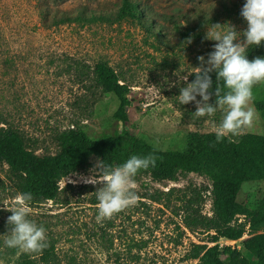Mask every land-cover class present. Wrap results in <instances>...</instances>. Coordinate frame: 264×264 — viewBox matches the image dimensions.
<instances>
[{
	"label": "rangeland",
	"instance_id": "374dc122",
	"mask_svg": "<svg viewBox=\"0 0 264 264\" xmlns=\"http://www.w3.org/2000/svg\"><path fill=\"white\" fill-rule=\"evenodd\" d=\"M123 1L0 0V126L20 130L37 154L57 153V135L76 127L93 138L120 136L117 148L124 161L139 146L134 136L162 150L209 149L202 136L214 131L223 113L197 118L195 102L183 105L178 96L200 67L198 57L207 60L214 50L217 42L206 38L208 30H221L214 24L224 31L230 26L238 33L247 29L241 16L246 0H133L145 20L156 24L157 34L128 14L118 18ZM92 13L105 18L87 20ZM99 61L113 66L132 88L129 133L115 117L120 99L97 82L94 68ZM254 98H264V83L256 85ZM215 102L212 95L209 103ZM252 106L256 109L254 100ZM247 132H264L260 113ZM98 160L92 157L85 169L63 177L56 200L30 203L29 219L46 229L62 264H69V257L77 264H198L190 257L194 243L214 245L212 232L186 227L184 190L201 189L203 212L212 215L211 180L197 173H182L177 181L164 182L148 174L136 176L138 202L97 222L98 203L93 199L103 185L84 183L81 177L92 175ZM169 189L173 191L166 194ZM17 193L8 165L0 164V264L17 263L25 254L39 258V253H23L4 243L12 214L4 206L11 207ZM150 194L161 200H152ZM238 200L244 208L260 212L257 233H263L264 179L245 182ZM238 219L246 220L243 215ZM247 237L248 232L238 240L223 237L218 243L246 254Z\"/></svg>",
	"mask_w": 264,
	"mask_h": 264
},
{
	"label": "trees",
	"instance_id": "16d2710c",
	"mask_svg": "<svg viewBox=\"0 0 264 264\" xmlns=\"http://www.w3.org/2000/svg\"><path fill=\"white\" fill-rule=\"evenodd\" d=\"M145 11L148 13L147 9ZM125 14L137 18L150 33L159 32L153 28L155 23L145 20L144 13L136 1H123L118 18ZM85 18L96 20L105 17L92 13ZM177 30H180V27H177ZM188 34L192 35V30ZM256 57H264V42L259 46H249L247 49V59L252 60ZM94 72L103 90L115 93L120 99L115 117L124 124V132L129 133L126 128L129 121L127 107L131 104L132 88L122 82L116 69L105 61H99ZM210 76L213 82L210 90L212 95H215L217 86L227 91L223 80H217L215 71L210 73ZM194 80L195 73H192L190 81ZM254 103L264 122V98L260 100L254 98ZM202 137L209 145L208 150L183 152L177 149L162 150L134 136L139 146L131 156L153 154L156 157V166L141 170L137 176L148 174L158 182L177 181L182 173L207 176L212 182V215L203 212L201 189L190 187L184 190L186 227L192 232L203 231L208 234L212 232L209 238L210 242L214 243L211 246L207 243H194L193 251L190 253L191 259L198 260V264H264V232L257 233L260 212L244 208L238 200L245 182L264 179V132L262 134L247 132L238 140L226 137L219 143L216 142L214 131L204 133ZM56 140L60 146L57 153L37 154L27 146L20 130L9 125L0 126V164L8 165L18 184L19 193H32L31 202L56 200L61 191V179L85 169L92 157H97L113 167L126 162L120 157L117 148L120 136L93 138L85 129L76 127L59 133ZM172 191L169 189L166 194ZM149 198L154 201L161 200L152 194ZM93 202L99 203L97 198H94ZM240 215L246 220L240 222L238 219ZM246 232L249 233V237L243 240L246 254L231 245L221 247L218 243L223 237L238 240ZM47 243V248L39 253L38 259L25 254L14 264H62L55 246L49 240ZM253 258L258 259L256 263L252 261ZM68 263L77 264L72 257H69Z\"/></svg>",
	"mask_w": 264,
	"mask_h": 264
},
{
	"label": "clouds",
	"instance_id": "9594fccd",
	"mask_svg": "<svg viewBox=\"0 0 264 264\" xmlns=\"http://www.w3.org/2000/svg\"><path fill=\"white\" fill-rule=\"evenodd\" d=\"M241 16L247 22V29L238 33L233 26L224 31L220 24H214L218 31L207 32V39L216 41L214 50L208 54V59L199 56L200 67L196 68L195 80L180 89L179 101L186 105L195 102L194 115L213 117L217 111L223 113L218 125L214 126L216 142L224 138L239 137L254 125L259 119V113L252 106L254 100L253 88L264 83V57L252 60L246 58L249 46H259L264 42V0H246L241 10ZM244 39L241 40L240 36ZM191 39L188 40V44ZM217 73V80H223L224 91L217 86L215 89V105L209 103L212 92L210 73ZM187 80V77L184 78ZM197 96L201 97L197 100ZM156 166V157L131 156L119 166L107 165L97 161L93 174L81 177L87 184H102L97 190L98 215L97 222L111 219L114 215L134 206L139 196L135 191V177L141 170ZM69 182V177L67 178ZM33 195L30 192L17 193L14 204L4 209L12 214L7 218L10 232L4 243L8 248L18 249L23 253H41L47 248L46 229L29 219L30 203Z\"/></svg>",
	"mask_w": 264,
	"mask_h": 264
},
{
	"label": "water",
	"instance_id": "95a60500",
	"mask_svg": "<svg viewBox=\"0 0 264 264\" xmlns=\"http://www.w3.org/2000/svg\"><path fill=\"white\" fill-rule=\"evenodd\" d=\"M128 108V107H127Z\"/></svg>",
	"mask_w": 264,
	"mask_h": 264
}]
</instances>
